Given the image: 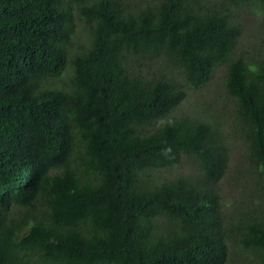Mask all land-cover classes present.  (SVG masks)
Wrapping results in <instances>:
<instances>
[{"label":"trees","instance_id":"1","mask_svg":"<svg viewBox=\"0 0 264 264\" xmlns=\"http://www.w3.org/2000/svg\"><path fill=\"white\" fill-rule=\"evenodd\" d=\"M245 12L264 0H0V264H228L234 246L264 264V46L239 44ZM218 66L229 105L174 114L175 76L208 87Z\"/></svg>","mask_w":264,"mask_h":264},{"label":"rangeland","instance_id":"2","mask_svg":"<svg viewBox=\"0 0 264 264\" xmlns=\"http://www.w3.org/2000/svg\"><path fill=\"white\" fill-rule=\"evenodd\" d=\"M130 4H132V0H128ZM74 11H76V8H73ZM261 17L253 16L250 13H242L239 15L238 20L240 21L242 25L241 29V38L239 40V44L243 45V50L247 53L250 52L251 46H264V13ZM86 38V34L84 32V25L83 23L78 22L75 28V35H74V43H70L69 49L71 51H74L76 49L77 42L80 40H84ZM256 49V48H254ZM179 73V72H177ZM176 81L179 82V84L182 86V89L184 90V96L179 103V105L176 108V113H187V112H196L197 105L201 107V103L204 101H208L212 98H215L218 106H228L229 101H226L223 99V88H222V80H223V67L218 66L214 69V71L211 73V77L209 80L208 87L202 86L199 88H194L191 86H187L183 82V78L178 74L175 76ZM215 91V92H214ZM227 131V130H226ZM227 135V132H226ZM228 143L230 146V159L228 163V170L225 172L223 177L219 179L216 183V188L220 189L218 193H221L226 198H230L231 196H237L238 192L234 191L232 192L231 189V181H228L229 174H233L232 169L239 166L241 167V149L236 144L235 136L233 132H230L228 135ZM183 162V161H182ZM188 162L187 160L184 161V163ZM189 165V164H188ZM184 167V165H183ZM193 168L196 169V167L193 165ZM194 169V170H195ZM244 175H242L238 182H244ZM255 178H252V181H254ZM261 183H263L261 181ZM230 194V195H229ZM226 200V199H225ZM222 211L225 213H228L230 211V205H225L222 208ZM237 250L236 256L233 260L227 261L228 264H245L248 262V254L244 256V253H240L238 248L234 246ZM250 256V255H249Z\"/></svg>","mask_w":264,"mask_h":264}]
</instances>
